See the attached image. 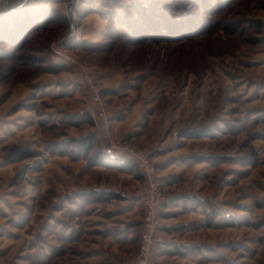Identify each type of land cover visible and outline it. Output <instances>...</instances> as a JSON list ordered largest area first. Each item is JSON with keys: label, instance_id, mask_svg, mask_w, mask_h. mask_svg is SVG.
I'll use <instances>...</instances> for the list:
<instances>
[{"label": "rangeland", "instance_id": "374dc122", "mask_svg": "<svg viewBox=\"0 0 264 264\" xmlns=\"http://www.w3.org/2000/svg\"><path fill=\"white\" fill-rule=\"evenodd\" d=\"M136 1L0 16V264H138V150L166 197L144 264H264V0Z\"/></svg>", "mask_w": 264, "mask_h": 264}, {"label": "built area", "instance_id": "2783aa9c", "mask_svg": "<svg viewBox=\"0 0 264 264\" xmlns=\"http://www.w3.org/2000/svg\"><path fill=\"white\" fill-rule=\"evenodd\" d=\"M10 0H0V12L9 10L12 7ZM98 71L94 70L86 74L88 84L92 86L95 74ZM91 106L87 110L90 118L95 119L97 116L104 117L105 109L103 107L102 98L100 92L95 89H91L90 96ZM87 115V116H88ZM138 165L142 171L144 178V186L141 190L136 192V196L140 198L145 215V225L148 230L143 234L140 245V252L137 256V263H146L151 248L154 244V230L156 229L158 220V209L165 200V195L162 189L159 187L157 180V173L154 164L151 162L150 155L138 150L135 153Z\"/></svg>", "mask_w": 264, "mask_h": 264}, {"label": "trees", "instance_id": "16d2710c", "mask_svg": "<svg viewBox=\"0 0 264 264\" xmlns=\"http://www.w3.org/2000/svg\"><path fill=\"white\" fill-rule=\"evenodd\" d=\"M133 1H135V3H137L134 5L135 6L134 9L138 10L139 9L138 1L132 0V2ZM0 30L3 31L2 28ZM83 121L88 122V123L93 125V120L88 116L84 117ZM200 136H202V135H200ZM91 143H92V141L90 139L88 140V142H87V140H83V142H81V141L77 142V147L74 150V152H76L78 155H80L81 153L89 154V152L92 151ZM98 157H101V155H98ZM101 159L104 160V157L102 156ZM98 162H100L99 159H98ZM123 167L125 169L129 170V172H131V173L135 172L136 173L135 176L138 179H140V180L144 179L141 171L137 168L138 166L135 163H133L132 161L124 162ZM169 253L170 254H177L178 252L177 251H169Z\"/></svg>", "mask_w": 264, "mask_h": 264}, {"label": "water", "instance_id": "95a60500", "mask_svg": "<svg viewBox=\"0 0 264 264\" xmlns=\"http://www.w3.org/2000/svg\"><path fill=\"white\" fill-rule=\"evenodd\" d=\"M27 0H22L20 3L15 4L12 6L9 10L0 12V16L6 15L8 13L14 12L20 7H22L23 3H25ZM77 5V0H70V2L66 5V10L68 14V18L70 20L71 26H73V17H74V11Z\"/></svg>", "mask_w": 264, "mask_h": 264}, {"label": "crops", "instance_id": "0c3cea01", "mask_svg": "<svg viewBox=\"0 0 264 264\" xmlns=\"http://www.w3.org/2000/svg\"><path fill=\"white\" fill-rule=\"evenodd\" d=\"M18 3H20V2H18Z\"/></svg>", "mask_w": 264, "mask_h": 264}, {"label": "bare ground", "instance_id": "6f19581e", "mask_svg": "<svg viewBox=\"0 0 264 264\" xmlns=\"http://www.w3.org/2000/svg\"><path fill=\"white\" fill-rule=\"evenodd\" d=\"M25 176V175H24Z\"/></svg>", "mask_w": 264, "mask_h": 264}]
</instances>
